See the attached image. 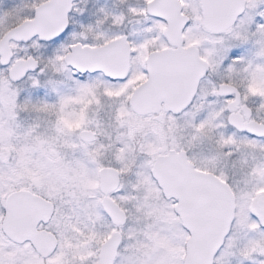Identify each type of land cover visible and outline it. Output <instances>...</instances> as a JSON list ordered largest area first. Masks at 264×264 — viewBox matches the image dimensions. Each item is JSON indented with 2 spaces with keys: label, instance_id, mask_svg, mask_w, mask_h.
Here are the masks:
<instances>
[{
  "label": "snow or ice",
  "instance_id": "6c2138e0",
  "mask_svg": "<svg viewBox=\"0 0 264 264\" xmlns=\"http://www.w3.org/2000/svg\"><path fill=\"white\" fill-rule=\"evenodd\" d=\"M198 4L222 10V16L212 23L211 40L200 39L194 28L198 17L193 12H198ZM144 5L141 9L129 8L128 14L151 21L145 31L155 34L149 39L135 44L124 35L106 38L97 33L94 42L89 43L76 35L70 22L73 0H32L27 6L32 14L19 18L25 25H32L31 30L20 33L16 25L0 28V48L9 53L6 56L0 54V89H6L7 95L21 110L47 111L57 104L63 105L68 102L64 98H57L51 104L47 99L36 102L25 99L22 104L18 103L24 85L31 90V95L43 92L47 96L43 76L46 69L52 67L57 73H68L81 96L103 94L106 89H113L117 103L125 108L144 97L151 98L152 106H165L164 117L168 125L162 129L165 137L177 127L178 114H190L188 124L194 130L193 139L200 136L211 139L216 130H222L215 139L225 157H233L240 148L264 153V119L260 118L264 113V95H250L245 87L247 81L237 80L241 72H251L264 81V22L255 19L257 16L264 19V0H144ZM169 7L175 8L178 17L176 44H171L165 35L169 28L166 14ZM42 10L50 15L58 13L59 23L54 29L43 30L46 16ZM12 11H4L0 25ZM107 19L109 14L104 13V20ZM111 19L113 25L119 26L125 17ZM103 22L98 20L97 26ZM85 30L92 32V27ZM250 42L258 46L255 52L258 64L243 56L239 48L229 55L233 46ZM109 58H118L120 66L105 63ZM17 64L24 65V70L13 76L12 69ZM210 72L218 73L220 79L204 92L201 81L205 73ZM138 82H143V86L140 87ZM209 96L214 99L210 101ZM216 103L219 106L200 119L205 106ZM238 117L253 126L241 124ZM240 133L245 135H238ZM151 151L157 153L160 149L152 148ZM150 163L154 167H171L175 173L167 203L175 210L174 217H179L181 212L187 214V223L180 229L184 243L180 248L173 247L169 255L153 253L150 247L142 252H130L127 245L122 248L117 243L111 264H228V258L233 255L239 257L240 264H264L261 259L264 258V187L242 195L244 207L241 209L236 204V194L227 176L195 166L183 146L171 145L163 157L154 155ZM129 171L130 166L124 167L120 174ZM115 191L119 192V189ZM212 198L217 201L215 220L206 225L204 216ZM106 199L119 210L127 211L122 205L124 196L109 194ZM7 211L0 208V219ZM115 223L119 228L114 227L109 237H96L98 242L117 234L123 241V224L119 218ZM123 223H127L126 218ZM205 228L206 239L202 238ZM237 230L258 238L239 243ZM162 234H158L157 239ZM18 247L36 256L33 264H61L58 246L38 254L30 241ZM8 251L0 250V264H19L4 258ZM95 261V257L87 260L83 256L72 258V264H95Z\"/></svg>",
  "mask_w": 264,
  "mask_h": 264
},
{
  "label": "rangeland",
  "instance_id": "374dc122",
  "mask_svg": "<svg viewBox=\"0 0 264 264\" xmlns=\"http://www.w3.org/2000/svg\"><path fill=\"white\" fill-rule=\"evenodd\" d=\"M89 3H92L91 8ZM143 6L144 0H124L123 3L121 0H86L77 5L71 23L76 35L89 43L94 42L93 37L97 33L108 37L105 32L107 25L112 27V37L128 32L135 39L137 30L143 29L146 35L149 34L145 31L149 21L130 16L128 9H141ZM104 13L109 14V19L104 20ZM121 15L125 17L123 22L119 26L113 25L111 17ZM25 16L17 13L5 18L0 28L10 27L15 21L19 23V18ZM98 20L104 22L97 26ZM78 23L85 25L78 28ZM89 26L92 32L85 30ZM205 38L211 40V35ZM257 47L252 42L233 46L229 55L239 48L243 56L258 64L255 56ZM210 76L207 83H202L204 92L219 82L218 73L211 72ZM237 80L247 81L245 87L250 95H264V81L251 72H241ZM43 81L46 97L43 92L31 95V90L24 85L18 103L22 104L25 99L33 102L47 99L51 104L57 98L68 102L47 111L21 110L7 95V90L0 89V136L5 137L1 144L5 145L6 151H11V146H14L16 154L14 174L3 184L31 186L43 191L46 198L54 203L55 214L48 228L59 238L61 264H72L73 257L83 256L85 260L94 257L105 240L98 242L96 237H107L114 228L101 207L98 173L102 168H113L120 175L119 192L114 191L111 195L125 197L122 205L127 209V223L123 226V247L127 245L130 252H142L150 247L151 252L162 255L171 254L173 247H181L184 243L180 231L182 224L178 217L172 215L174 210L150 173L153 165L150 161L168 147L167 141L170 146H183L192 157L204 161L206 169L225 174L241 209L244 207L242 195L264 187V153L240 148L233 157H225L215 139L222 130H216L211 139L203 136L193 139L194 130L188 124L190 114L177 119L175 134L157 141L155 137L161 135L162 127L153 121H132L123 104L117 103L116 90L106 89L103 94L81 96L69 74L57 73L52 67L46 69ZM256 84L263 93L255 92ZM109 92L113 95H108ZM213 99L209 96L210 101ZM218 106V103L205 106L200 119ZM260 118L264 119V113ZM82 130L92 131L95 142H82L79 139ZM143 139L151 140L150 145H146V141L143 144ZM152 148L160 151L153 153ZM129 166L127 174H120V169ZM160 233L163 234L157 239ZM236 238L239 243H244L258 237L237 230ZM31 260H34L33 256ZM228 264H240L239 257H229Z\"/></svg>",
  "mask_w": 264,
  "mask_h": 264
},
{
  "label": "water",
  "instance_id": "95a60500",
  "mask_svg": "<svg viewBox=\"0 0 264 264\" xmlns=\"http://www.w3.org/2000/svg\"><path fill=\"white\" fill-rule=\"evenodd\" d=\"M75 0H73L74 2ZM47 8V6H46ZM203 17H204V26L205 28L211 32L212 23L215 20H218L222 16V10L220 8L210 9L207 5L202 4ZM44 15L46 16V21L42 25L43 30L50 31L54 29L59 23V16L57 14H49V12H45L42 10ZM176 12V11H175ZM32 25H25L21 23L16 27V30L20 33L27 32L31 30ZM176 32H178V27L175 28ZM175 29L168 32L173 33ZM0 54L4 56L8 55L6 49L0 48ZM105 63H110L115 66H120V60L117 59H106ZM24 70V65L17 64L12 69L13 76H18L22 74ZM126 70V66H125ZM207 73H205L206 76ZM204 76V77H205ZM143 84L140 86L142 87ZM133 106V110L137 114H147L149 112H156L157 106H152L151 98L144 97L138 98L131 104ZM238 119H240L238 117ZM240 123L246 126H253L251 123L243 122V119H240ZM80 139L85 143H92L95 140V135L91 131L83 130L79 133ZM163 157V156H161ZM152 177L157 182L158 186L161 188L162 193L166 199H168L170 194V186L175 180V173L171 169V167L160 165L153 166L151 171ZM100 179V191L103 194L102 199V207L112 220L114 225L119 227L115 223L116 218L120 219V222L124 225V220L126 218L125 213L122 210H119L116 205H113L109 199L106 197L109 196L110 193L115 191L119 185V173L110 168H104L99 172ZM223 187V186H220ZM174 195V193H172ZM45 211L42 215L36 213L38 210L42 209ZM217 208V201L215 198H212L208 211L205 213L204 219L205 224L213 223L215 220ZM6 209L8 210L6 213V218L4 221L5 229H7L10 225V220L14 218V225L16 224V236H12L16 242H22L24 240H29L32 242L35 249L38 253L44 252L46 250H51L53 246H56V239L50 233H37L36 231V223L35 221L31 222V220L35 219L39 216V219L43 221H48L52 217L53 214V205L51 202L41 200L36 196L31 195L29 192H17L12 194L6 202ZM175 211V210H174ZM41 214V213H40ZM11 218V219H10ZM180 221L182 222V226L187 223V214L181 212L179 216ZM207 237V228L202 231V238L206 239ZM120 242V236L117 234L116 236H112L108 239L102 246L99 255V264H111V258L116 252L115 245Z\"/></svg>",
  "mask_w": 264,
  "mask_h": 264
},
{
  "label": "flooded vegetation",
  "instance_id": "af4514ba",
  "mask_svg": "<svg viewBox=\"0 0 264 264\" xmlns=\"http://www.w3.org/2000/svg\"><path fill=\"white\" fill-rule=\"evenodd\" d=\"M85 1L86 0H75L73 2L74 8H73V11L70 13V22H71V16L73 15L77 5L79 6L80 3H85ZM31 3H32V0H0V16L3 17V13L5 10H13L11 16H13V15L15 16L17 13H20L21 15L30 16L32 13H31L30 7H27V6H30ZM89 6L91 8L92 3H89ZM197 8H198V12H193V15L198 17L194 23V28L197 30V32L199 34V38L204 39L206 37V35H208V34L211 35V32L208 31L207 29H205V27H204V17H203L202 4H198ZM166 14L168 16V25H169L168 32H169L170 29L173 30V29L178 27V17H177V14L175 12V8H172V7H169L167 9ZM255 19L259 22H264V19H261L259 16H257ZM148 21H149L148 23L150 24L151 21L150 20H148ZM21 23H23V22L21 21V22L17 23V21H15L11 26L16 25V27H17ZM82 24H83V26L85 25L84 23H82ZM149 24H148V26H149ZM80 26H82V25H80L78 23L76 27L80 28ZM111 30H112V27L107 25L105 28V32H106L108 37H106V38L112 37L111 36L112 34L110 33ZM137 31H138L137 32L138 35H136L135 39L133 37H131L130 35H128L127 31H125L127 33H123L122 35L126 36L128 38V40L132 43H135V42L141 43L144 40L149 39L152 35L155 34V33H151V34L149 33L148 35H146L144 33L143 29L137 30ZM168 32L165 35L167 36L169 42L171 44L178 43L176 29H175V32H173V33L168 34ZM89 36L92 37L91 35H89ZM210 74H211V72L207 73L206 76L201 81V83H203L204 81H208V79L211 77ZM142 84H143V82H138L139 86H141ZM254 90L256 93L260 92V91L263 93V89L261 87H259V84H256V87H254ZM155 109H156V112H149L147 114L141 115V114L135 113L133 110V106L130 104L127 108H124V111L129 112V115L133 118L132 121H136V120H138L140 122L141 121H148V122L153 121L157 126L162 127V129L167 128L168 125H167V123L165 121V117H164V112L166 110L165 106L159 105ZM184 116H185V114H178L176 117V122H177V119L184 117ZM77 120H76V122H77ZM243 122H247V120L243 119ZM175 132H176V128L173 129L172 131H170L167 134V137H170L171 134L172 135L175 134ZM238 135H245V134L240 133ZM161 137L166 138L163 131H161L160 136L157 135L155 138L157 141H161L159 139ZM4 139H5V137L0 136V208L6 209L7 199L12 194L17 193V192H23V191L29 192L31 195L36 196L37 198H39L41 200L51 202L53 205V214H52V217L50 218V220H48L46 222V221H43L42 219H39V216H38L35 219L31 220V222L36 220L35 223L37 222L36 223L37 233L40 234V233L46 232V233L52 234L56 239V246L59 247L60 242H59V238L57 237V234L55 232H53L52 230H49V228H48V226L52 222V220L54 218V214H55L54 203L52 201L48 200V198H46V195L43 191L38 190L36 188H32L31 186L27 187L26 185L17 186L15 184H8V185L3 184V182H5L7 179H9V176H13V174H14L13 170H14L15 165H16V159H15L16 154L14 151L15 148H14V146H11L12 150L10 151L7 149L8 151H6L5 145L2 146V144H1V142H4ZM95 139H96V137H95ZM145 141H146V139H143V144L145 143ZM93 142H95V140ZM167 142H168V144H166V146L170 147V142L169 141H167ZM150 143H151V140L146 141L145 144L150 145ZM166 149L162 153L158 154L157 156H164L166 154ZM187 155L189 156V158L192 159L195 166L206 169V163L204 161H200V159H196V158L192 157L188 153V151H187ZM215 173L219 174L218 172H215ZM101 202H102V199H101ZM101 207H102V204H101ZM44 211H45V208H44V210H42V209L38 210L36 213H39V215H42ZM6 213L3 214V218L0 219V250L9 249V251L7 253H5L4 258L6 260L13 261V262L18 261L19 264H33V262L36 259V256L31 251H28L22 247H18V245H22L25 242H29V240H24L22 242H16L14 240V238L12 237L13 235H14V237L16 236V229H17L16 224L14 225V218H12V220H10L9 227L7 229H5L4 221L6 218ZM106 217L108 218L109 222L114 227L119 228L116 225H114L112 220L107 215H106ZM126 219H127V215H126ZM125 224L123 226H125ZM111 233L107 237L111 236ZM107 240L108 239H105L104 242L101 243V245L99 246V249L97 250V253L94 256L96 258L95 264H99L100 250H101V247L103 246V244ZM119 243L121 244V247L123 248L124 239L122 242L120 239ZM31 244H32V242H31ZM32 246H33V244H32ZM33 248L35 250V253L38 254V251L35 249L34 246H33ZM31 256L34 257V260H31Z\"/></svg>",
  "mask_w": 264,
  "mask_h": 264
}]
</instances>
